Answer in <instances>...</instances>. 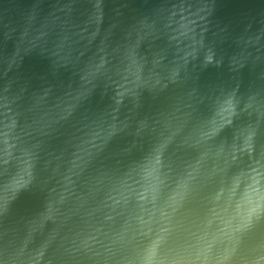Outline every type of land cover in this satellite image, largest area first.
<instances>
[{
  "label": "water",
  "instance_id": "obj_1",
  "mask_svg": "<svg viewBox=\"0 0 264 264\" xmlns=\"http://www.w3.org/2000/svg\"><path fill=\"white\" fill-rule=\"evenodd\" d=\"M0 264H264V0H0Z\"/></svg>",
  "mask_w": 264,
  "mask_h": 264
}]
</instances>
